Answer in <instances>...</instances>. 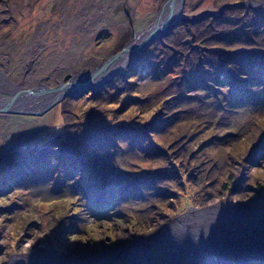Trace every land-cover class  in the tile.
<instances>
[{"label":"rangeland","instance_id":"374dc122","mask_svg":"<svg viewBox=\"0 0 264 264\" xmlns=\"http://www.w3.org/2000/svg\"><path fill=\"white\" fill-rule=\"evenodd\" d=\"M164 1L0 0V69H5L12 80L33 82L43 79L36 89L55 87L67 82L71 76L93 70L116 54L152 24ZM242 1L245 0H186L183 13H217L224 5ZM255 1L264 10V0ZM168 34L170 31L165 36ZM221 46V42L212 45L213 48ZM129 62L123 75L138 66L136 61ZM150 66L143 65V70L133 79L126 78L136 84L133 91L119 92L111 104L99 100L102 86L96 93L90 91L78 100L68 98L73 104L69 108L65 107L67 98H64L41 115L24 112L0 114V122L5 119L3 122L12 123L10 130L0 124V174L6 168L10 170L4 173L9 181L0 176V185L11 191L5 195L0 193V264H75L76 261L83 264H120L124 257L134 256L146 248L145 241L136 245L140 243L139 239L150 237L174 219L173 224H176L166 230L175 226L178 232L177 225L185 223L193 233L197 229L207 231L197 237L196 248L204 245L219 248V244L228 245L230 242L247 246H253V242L256 245L253 234L246 235L245 226L256 227L249 220L247 225L239 227L241 231L237 240L222 238L218 233L221 230L239 232L231 230L224 219L226 213L223 212L229 209H235L234 215L245 219L250 216V219H255L254 214L264 216V196L259 198L250 193L236 192L219 199L221 196L216 197L217 193L212 191L219 184L218 176L224 179L231 169L238 170L242 165L253 167L259 162L263 167H256L252 173L260 182L264 178V85L253 88L259 97L248 99L253 95L240 93L235 101L227 94L225 85L224 94L214 96L218 81L229 80L220 73L211 75L207 67L187 73L181 79L182 73L180 77L179 72L174 71V75L167 77L162 71L154 72V66ZM256 72V66L236 69L241 79L257 78ZM176 80H180L179 87H174ZM174 91L191 100L188 104L169 102L167 110L170 114L167 116H175L172 124L151 133L150 139L141 144L131 145L132 139L118 136L117 126L131 127L129 122H133V128H139L148 122L161 100L163 102V99L176 95ZM123 97L136 99L126 105L120 101ZM141 98L149 99L146 103H138ZM14 108L11 109L16 110ZM63 108L68 109L67 113L63 114ZM90 108L112 117H104L103 122H97L96 114H88ZM27 110L29 112L31 108ZM5 116L8 118H3ZM65 129L76 139L81 138L78 141L82 142L92 139L90 135L98 138L115 135V145L92 147L91 154L83 160L86 164L84 169L65 170L58 165L61 151L58 154L55 146L60 141L56 136L64 134ZM44 146L49 147V152L55 151V156L46 160L37 157ZM161 151H164V157ZM148 153L154 159L144 161ZM153 154L162 157L157 158ZM147 168L163 171L161 174L164 176L156 181L155 197H151V187L141 189L142 198L114 200L106 207L108 209L97 215L98 198L104 189L102 185L108 184L110 175L117 176L114 175L115 170L136 173ZM219 171L220 175L217 174ZM101 175L103 183L99 180ZM110 180L115 182L113 178ZM207 193L212 197L205 198ZM257 194L264 195V186ZM213 204L217 207L210 208L204 218L200 217L201 211L198 214L191 212L204 210ZM162 213L169 214L168 218ZM184 214L188 216L186 219H183ZM68 215L74 219H68ZM210 215L218 218L211 221L214 225L211 231L199 225L203 220H210ZM259 233L264 235V231ZM148 240L153 245L147 244L150 250L146 251L151 254L159 251L157 248L162 243ZM256 242L264 247V239L260 235ZM194 250L189 251L193 253L192 257L184 256V264L193 262L195 257L202 264L203 255L211 257L208 264H219L217 258H213L221 256L216 250ZM224 256L235 258L229 254ZM239 258L256 264V261H264V250L261 253H244Z\"/></svg>","mask_w":264,"mask_h":264},{"label":"trees","instance_id":"16d2710c","mask_svg":"<svg viewBox=\"0 0 264 264\" xmlns=\"http://www.w3.org/2000/svg\"><path fill=\"white\" fill-rule=\"evenodd\" d=\"M263 34L264 16L259 13H254L251 11L248 12L247 10L234 5L225 7L219 16L203 17L194 24L181 23L178 27L171 30L170 34L165 36L161 41H156L146 50V52L143 54V57L140 59L137 68L129 69L125 75L115 77L113 81L111 80L110 82H107L103 86L102 91H99V93L101 92L98 94L99 100L101 102H106L105 104H111L116 101V97L119 92L123 90L132 92L136 84L131 80L127 81L125 79H131L130 77L133 79L139 71L143 70V65H151V68L154 66V72L159 73L162 71V73L167 75V77H171V75H174L173 72L177 71L179 72V75L180 73L183 74H181L182 77L180 75L181 79L185 78L187 73L198 71L201 67H207L211 75L220 73L229 80L224 82L218 81L219 86L214 89L215 97H219L220 94H224V85L225 87H228L227 94L231 98H234L235 101L239 98L240 93L252 94L253 96L248 99H254L257 96L259 97L253 88L255 86L261 87L264 85ZM217 42H221L222 46L219 48H213L212 45ZM248 65L257 67V72L254 73L257 78L241 79L236 73V69L240 70ZM180 80L174 81V87H179ZM173 93H176V95H173V97L170 96L168 99H163V102L161 100V104H159L156 110L151 113L148 122L141 125L142 127L139 126V128H137L136 126L133 128V122H129L132 125L131 127H129V125L117 126L118 131L120 132L118 133V136L120 138L126 137L127 139H132V144L130 143L131 145L141 144L142 142L145 143L148 141V139H150L151 133L165 127L167 124H172L174 122L173 118L175 116H167V113L170 114V112L167 110L169 102L177 101L188 104L190 99L189 97L183 96L178 92L174 91ZM120 99L122 103L127 105L136 98L123 97ZM147 99L149 98H141L139 99L138 103H146ZM64 103H66L65 107L68 106L69 108L73 106V104H70L71 101L68 98L64 101ZM67 110L68 109L65 108L63 114L67 113ZM92 113L97 115H94V118L97 119V122L98 120L103 122L104 117L105 119L112 117L108 114H99L96 112V110L90 108L88 110V114ZM121 127H123V129L126 127L127 129L122 130ZM131 128H133L132 131ZM63 133L64 134L61 133L56 136V138H58L60 141L59 143L57 142L54 144L57 146L56 150L58 154L61 151L62 160L59 159L58 165H60L65 170H74L75 167L84 169L86 164L83 163V160H85V158L91 154V148L96 146L111 147V144L114 143L113 137H115V135H106L104 138H98L95 135H90L92 136V139H90V137L89 141L82 142L78 141V139L81 138L76 139V136L68 132L67 129H65V131L63 130ZM75 139L77 140L76 143L74 142ZM44 147L41 148L42 152H40L41 154L37 157H39L41 160H46L50 156H55V151L51 150L49 152V147ZM161 152L163 153L161 154L164 157V151ZM145 157L146 159L144 161L154 159L151 153H148ZM156 157L159 158L162 156L157 155ZM254 166L246 167V165H242L240 168L238 167V170L235 168L231 169L228 175H225L224 179L218 176L216 180L219 184H217V188L214 189L212 193L216 192V197L221 196L219 199L235 195L234 193L236 192L242 194H245V192L250 193L252 196H257L259 198L264 196L257 194L264 186V178L261 179L263 182H260V179L255 177L252 173L253 169L256 167V169H259L263 167V165H260L258 162ZM161 173H163L162 170L153 171L148 170V168L146 170H141V172L137 171L136 173H121L118 171V169L115 170L114 175L117 174V176L115 175L114 177L110 175L111 177L108 179V184H103L104 186L102 185V189L103 187L104 189L100 191L98 198L99 203L97 215L102 214L103 209H108L106 207L110 206L114 200H122L127 197L136 196L142 198L141 189L145 190V188L151 187V189H153V196L151 197H155L157 194L156 181L159 180L160 177L164 176ZM217 174L220 175L221 171L217 172ZM178 177L179 176L176 178ZM112 178L115 181L114 183L110 180ZM99 180L103 183V175H101ZM105 180H107V178ZM190 187L193 188V185H190ZM206 187H210V185ZM195 191L197 192L198 190ZM93 193L95 196L97 195L95 191ZM210 197H212L211 193H207L205 196V198L208 199ZM160 209L161 208H159V210ZM168 211H170L169 208ZM162 216L168 218L169 214L162 213ZM67 218L74 219L69 215ZM153 225H158L157 227L161 226V224ZM82 233H84V231H82ZM209 258L211 257L203 255L201 257V263L208 264L207 260ZM213 258H217L216 261H218L219 264H255L249 260H243L236 257L231 258L224 255ZM197 259L198 258L195 257L193 259L194 261L189 264H199L200 260ZM256 264H264V261H256Z\"/></svg>","mask_w":264,"mask_h":264},{"label":"water","instance_id":"95a60500","mask_svg":"<svg viewBox=\"0 0 264 264\" xmlns=\"http://www.w3.org/2000/svg\"><path fill=\"white\" fill-rule=\"evenodd\" d=\"M185 1L186 0H165L163 4L160 5L156 15L153 17L152 24H150V26L146 30L135 35V37L132 40H130L127 44H125L121 48L120 51L108 57L104 62L100 63L93 70L81 72L74 76H71L69 77V80L67 82H61L55 87H51V88L42 87V89L41 88L31 89L25 93L20 92L21 94L18 92L14 94L13 96H11L10 98L5 100V102H7L8 105H12L11 103H15V101L17 100L19 102L20 101L24 102L23 101L24 99H26L25 101H28V102L32 100L34 101L37 100L38 102H41L36 107H34L33 110L31 109V111L27 112L28 108H26V110H23V111H20L18 109L12 110L10 108V109H7V111L12 112V113H23L24 112L23 114H28V115L29 114L30 115H41L45 113L46 111H48L55 104L59 103L64 98L78 100L80 97L84 96L85 94L87 95L90 91L92 93H96L107 82H110L115 77H120L121 75H123L122 72L125 69L124 67L130 60H132L130 61L131 63L136 61L137 64H139L138 60L146 52V50L156 41L164 37L169 31H171L177 25L181 23H194L203 17L219 16L221 11L225 7H229L231 5V4L224 5L220 7L217 13H212L211 11H204L197 15H185L183 13ZM258 4L259 3L256 2L255 0H245L240 3H236V4L234 3V6H237V7L246 9V10H250L254 13H259L262 16H264V14L262 13L264 10L258 7ZM142 33H143V36H141ZM17 107H18V104H17ZM229 210H227V212L229 213L235 212V209H232L231 211ZM200 211L207 212L208 210H203V209L191 210L192 214H198ZM254 215L256 216V219L259 220L255 223L256 228L258 229L259 227L264 231V216L262 214H258V215L254 214ZM182 216H184L183 219H186L188 217L185 214ZM175 220L176 219L172 220L171 223L164 225L162 228H160V230H157L155 234L150 235V237H155L158 235L164 238V240L166 241L175 243V241H171L172 239L171 235L168 236V233L164 232L165 229L176 224V223L173 224ZM179 227L181 229V233L185 237L187 236L186 234L191 231L186 226L185 223L180 224ZM205 232L207 231H204V230L202 231V230L197 229L195 233L191 231V235H194V237H200ZM191 235L187 237H193ZM260 236L264 239L263 234L260 233ZM246 246L247 245H238V243L235 244L234 242L233 246H230V245L227 246L224 244L220 246L219 248H214V247L212 248L211 245H208L207 247L204 245V246H198V249L207 248L208 250L206 251L216 250L221 255L229 254L232 257H236V258L241 257L242 254L244 253H261V251L264 250V247H246ZM192 248H196V246H192ZM192 255L193 253L190 254L191 257ZM73 261L75 262V260ZM75 264H83V263L76 261Z\"/></svg>","mask_w":264,"mask_h":264},{"label":"bare ground","instance_id":"6f19581e","mask_svg":"<svg viewBox=\"0 0 264 264\" xmlns=\"http://www.w3.org/2000/svg\"><path fill=\"white\" fill-rule=\"evenodd\" d=\"M141 36H143V33L141 34ZM26 99H24V102H19L17 100L18 104H21L20 106H15L17 108H21L26 110V108L29 109V107L31 109H33L34 107H36L38 104H40L41 102H38L37 100L34 101H25ZM46 104V103H45ZM44 104V105H45ZM14 108V107H12ZM217 205H210L207 206L204 210H209L210 208H216ZM218 212H223V211H218ZM259 212V211H258ZM223 213H226V215L224 216L225 221H227V225L230 226L231 230H235V231H239L238 234L235 232H224V231H219L218 235H220L222 238L225 239H234L237 240L239 238V233L241 231V228H239L240 226H245L247 225V220L252 221V223H256L257 220L255 219H250V217L248 219L242 218V217H236V215H234L235 213H229L227 211H224ZM251 213V212H250ZM206 212H200V217L204 218L206 217ZM244 215V214H243ZM221 216V215H220ZM218 218L213 217L212 215H210V220H203L199 225H201L205 230H214V225L211 223V221H214ZM216 224V223H215ZM222 225V224H221ZM175 227V226H174ZM172 229H168V230H164L168 233V236L171 234L172 239L171 241H175V243H171L169 241L164 240V238L162 237H148L142 240H139L140 243H137L136 245H139L141 243L144 244V241L149 244L151 242H149V238L153 239V241H156V243L158 242L160 245L162 243V246L158 247L157 249L159 251H156L154 254L149 253L146 250H150V248H148V245L146 244V248H144L143 251H141L138 254H135L134 256H129V257H124L122 260H120V264H184V256H187L191 254V252L189 253V251H196L194 249L200 250L198 248H192V246H196L195 244L199 241L197 237H187L189 240L187 241L186 238L183 236V234L181 233V231L179 232V227L177 225V231H175V228ZM225 227V226H224ZM247 233L246 235H251L253 234V240L256 243V245L254 246L253 242L252 245L253 246H246V247H261L257 242H256V238L260 235L259 230L263 231L261 228L258 227V229L256 227H247L245 226ZM176 232V233H175ZM191 233V232H189ZM182 234V235H180ZM245 235V234H244ZM155 243V244H156ZM199 244V243H198ZM236 244V243H235ZM135 245V246H136ZM149 245H153V244H149ZM220 246L224 245V244H219ZM233 246L234 243L230 242L228 243L227 246ZM130 248H128V250L126 249L125 253H129ZM151 252V251H150ZM206 252V251H204ZM111 255L114 253H110ZM108 254V255H110ZM193 256V255H192ZM179 257V258H178Z\"/></svg>","mask_w":264,"mask_h":264},{"label":"flooded vegetation","instance_id":"af4514ba","mask_svg":"<svg viewBox=\"0 0 264 264\" xmlns=\"http://www.w3.org/2000/svg\"><path fill=\"white\" fill-rule=\"evenodd\" d=\"M208 17H212V16H208ZM201 19V18H200ZM198 21V20H197ZM195 23V22H194ZM194 23H191V24H194ZM24 77H26V74L24 75ZM41 81L43 79H40ZM40 80H34L33 82H28V81H23L22 79L21 80H12L10 75L5 72V69L4 70H1L0 69V114L1 113H6V114H11V112H7L6 111V108L7 109H10L12 107H15L17 106V101H15V103H11L12 105H8L7 102H5L6 99L10 98L11 96H13L14 94L16 93H25L27 92L28 90H31V89H36V87L38 85L41 86L40 84ZM20 93V94H21ZM15 105V106H14ZM21 104H18V106H20ZM13 114V113H12ZM15 114V113H14ZM17 115H21V114H17ZM7 116L3 117V118H6ZM8 118V117H7ZM5 120V119H4ZM4 120H2L0 122V124H2L1 126H5L6 128H8L10 130V125L12 124L11 122H8V123H5L3 122ZM11 136V135H10ZM12 138V137H11ZM11 138H9V140H11ZM16 166V165H15ZM18 166V165H17ZM8 168H6V171L7 172H10V170H7ZM5 169L3 172V174H0L1 177H5V180L6 179V175H4V173L6 172ZM8 177V176H7ZM9 180H7L8 182ZM5 182V181H4ZM20 182H22L20 180ZM11 183V182H10ZM4 189V190H2ZM8 192H11L10 189H5L3 186L0 185V193L1 194H6Z\"/></svg>","mask_w":264,"mask_h":264}]
</instances>
